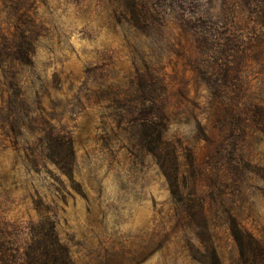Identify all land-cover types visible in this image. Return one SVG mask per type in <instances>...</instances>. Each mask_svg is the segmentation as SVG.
I'll list each match as a JSON object with an SVG mask.
<instances>
[{"label":"rangeland","instance_id":"rangeland-1","mask_svg":"<svg viewBox=\"0 0 264 264\" xmlns=\"http://www.w3.org/2000/svg\"><path fill=\"white\" fill-rule=\"evenodd\" d=\"M240 3L0 0V264L48 225L72 264L251 262L229 230L264 239V31Z\"/></svg>","mask_w":264,"mask_h":264},{"label":"trees","instance_id":"trees-1","mask_svg":"<svg viewBox=\"0 0 264 264\" xmlns=\"http://www.w3.org/2000/svg\"><path fill=\"white\" fill-rule=\"evenodd\" d=\"M241 3L240 5H243L242 7L245 8L246 5H250L252 3H255V16L257 17V20H259V25L264 31V0H239ZM195 24V32L197 34H202L200 30L201 25L204 24L206 21H203L204 18L198 17ZM209 23L212 24L210 20H208ZM207 21V22H208ZM201 23V24H200ZM205 34H210L213 37H218L219 35H223L224 33L219 32L217 29L212 28V26L209 25L208 29H204ZM214 33V34H213ZM3 40V43L6 42L5 38L2 36L0 38ZM257 39V50L260 51L258 54V57L263 56L264 53H261L264 49V39ZM227 41L223 46L225 48H220L221 53H225L226 50L231 47L232 51L228 50L229 54L228 56L231 57L230 53L236 54L235 57H237L238 53H245V49L247 46L242 47L245 43H242L240 45V50L238 51L237 47L235 48L234 45H232V41L226 39ZM253 44V43H252ZM222 46V47H223ZM236 50H235V49ZM219 49V50H220ZM240 57V56H239ZM264 113V112H261ZM150 134L145 132V137L148 138ZM169 159L164 158L160 154V159L163 163V172L165 176L168 178H171L172 180V186L175 187L176 181H177V163H176V156L174 152L170 151ZM169 169L171 170V173H166L165 170ZM45 236L46 239H41L40 241H32L29 244H27L26 248L24 249L22 253V264H72L69 257L66 248L57 240L55 232L53 230V227L51 225L47 226ZM42 229V228H41ZM230 236L232 240L234 241L240 256V261L246 262L247 259H251V262L249 264H264V239H257L254 235H252L250 232L244 230L243 228L239 227L234 221H232V226L229 230ZM43 242L45 243L43 246H40L39 244ZM210 262L209 264H219V261L217 259L216 253L213 248L210 247Z\"/></svg>","mask_w":264,"mask_h":264}]
</instances>
